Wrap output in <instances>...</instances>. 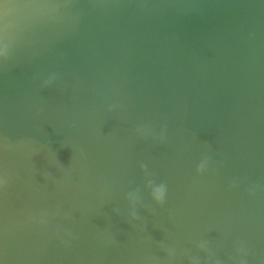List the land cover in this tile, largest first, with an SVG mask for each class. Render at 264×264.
Masks as SVG:
<instances>
[{"label": "water", "instance_id": "water-1", "mask_svg": "<svg viewBox=\"0 0 264 264\" xmlns=\"http://www.w3.org/2000/svg\"><path fill=\"white\" fill-rule=\"evenodd\" d=\"M0 264H264V0H0Z\"/></svg>", "mask_w": 264, "mask_h": 264}, {"label": "clouds", "instance_id": "clouds-1", "mask_svg": "<svg viewBox=\"0 0 264 264\" xmlns=\"http://www.w3.org/2000/svg\"><path fill=\"white\" fill-rule=\"evenodd\" d=\"M200 169H198V171H199Z\"/></svg>", "mask_w": 264, "mask_h": 264}]
</instances>
